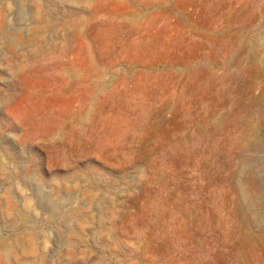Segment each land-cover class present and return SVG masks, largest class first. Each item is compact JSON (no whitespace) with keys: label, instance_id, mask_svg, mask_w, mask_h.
<instances>
[{"label":"rangeland","instance_id":"374dc122","mask_svg":"<svg viewBox=\"0 0 264 264\" xmlns=\"http://www.w3.org/2000/svg\"><path fill=\"white\" fill-rule=\"evenodd\" d=\"M0 264H264V0H0Z\"/></svg>","mask_w":264,"mask_h":264}]
</instances>
